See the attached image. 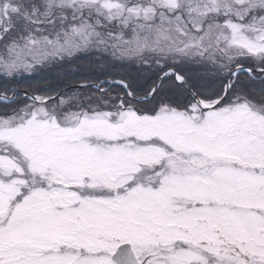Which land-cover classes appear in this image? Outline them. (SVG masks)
Returning a JSON list of instances; mask_svg holds the SVG:
<instances>
[{"label":"snow or ice","instance_id":"obj_1","mask_svg":"<svg viewBox=\"0 0 264 264\" xmlns=\"http://www.w3.org/2000/svg\"><path fill=\"white\" fill-rule=\"evenodd\" d=\"M0 264H264V0H0Z\"/></svg>","mask_w":264,"mask_h":264},{"label":"trees","instance_id":"obj_2","mask_svg":"<svg viewBox=\"0 0 264 264\" xmlns=\"http://www.w3.org/2000/svg\"><path fill=\"white\" fill-rule=\"evenodd\" d=\"M127 71L130 72L133 76L136 75V68L135 66H129L127 69L117 67L111 69L112 75H117L118 72ZM65 73H69L65 75ZM93 77L99 76L100 79H103V75L100 74V69L96 65H92L88 62L87 58L77 60L72 65L67 66L66 69L62 71H48L42 72L37 76L33 77L31 80H25L21 83V88L27 87L29 84H33L37 87L44 88V87H55L57 84H67L70 81H79L86 77ZM58 77H61L58 79Z\"/></svg>","mask_w":264,"mask_h":264}]
</instances>
